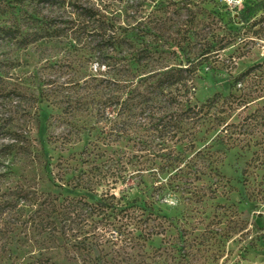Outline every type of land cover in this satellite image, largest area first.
Wrapping results in <instances>:
<instances>
[{"label":"trees","instance_id":"trees-1","mask_svg":"<svg viewBox=\"0 0 264 264\" xmlns=\"http://www.w3.org/2000/svg\"><path fill=\"white\" fill-rule=\"evenodd\" d=\"M205 1H201L202 7ZM34 2L52 15L43 14L39 24H28L24 31L16 25L0 27V40L14 41L22 47L36 42L61 43L66 50L62 61L54 64L58 65L56 76L51 79L50 73L42 75L36 97L19 93L0 75V130H4L6 140L0 144V159L17 154L30 156L28 131L14 126L13 119L7 122L15 114L10 112L11 108L25 98L55 107L64 123L71 122L77 128L76 134H96L94 141L78 154L86 167H74L76 174L70 180L72 189L90 194V201L48 192L35 195L15 186L0 204V212L17 204L28 207V217L32 223L36 221L34 226L40 229L41 239L54 250L74 249L71 259L76 260L94 250L100 251L97 246L103 243L96 236L98 225L121 234L120 226L109 219L164 217L153 210L152 201L134 198L120 204L121 196L109 193L117 183L137 176L138 181L128 188L138 186L142 173L150 171L154 181L172 173L165 185L174 183L173 190L179 184L192 186L201 177L215 178L214 184H218L222 179L221 159L216 153L220 151L212 150L211 143L222 144L225 150L246 148L249 141L261 143L263 62L234 76L226 94L214 93L203 101L195 97L201 67L237 38L234 31L222 24L220 13L213 15L205 9L197 13L193 7L195 0H158L150 11L148 0H125L122 10H130L131 23L119 20L120 14L109 11L106 0ZM262 8L263 0L247 4L236 13V18L245 25ZM153 9L158 13L155 16ZM171 13L176 14V21L169 33L166 22ZM209 15L215 17L217 24L213 32L204 30ZM81 61L89 67L85 75L63 77L62 68L78 70L77 63ZM233 115L236 121L232 120ZM118 142H124L133 153L103 159L105 151L99 144L109 146ZM198 144L200 147L196 148ZM186 153L192 154L185 158ZM10 170L13 172L14 168ZM244 173L243 169L241 175ZM184 175L193 178L182 180ZM158 182V186H151L150 196L154 191L164 193L165 186ZM97 188L101 189L99 194ZM73 224L80 226L74 238L68 234ZM52 258V254H46L42 259L49 262Z\"/></svg>","mask_w":264,"mask_h":264},{"label":"rangeland","instance_id":"rangeland-1","mask_svg":"<svg viewBox=\"0 0 264 264\" xmlns=\"http://www.w3.org/2000/svg\"><path fill=\"white\" fill-rule=\"evenodd\" d=\"M106 1L109 11L120 14L119 20L127 19L133 23L129 18L130 10L123 13L125 0ZM148 1L150 11L151 5L158 0ZM201 1L195 0L193 7L197 13L201 14L203 9L213 15L220 13L222 24L234 31L237 38L201 67L195 92L198 101L214 93L226 94L234 76L256 63L263 62L264 65V8L245 25L236 18L242 7L259 0H206L204 7ZM153 12L154 16L158 14L154 9ZM43 14L51 16L52 12L35 6L34 0H0V27L16 25L24 31L28 24H39ZM213 15L206 21L204 30L207 32L216 30ZM175 21L176 14L171 13L166 22L169 33L175 28ZM65 50L61 43L36 42L22 47L14 41L0 40V75L8 86L17 87L19 93L36 97L44 79L42 75L50 73L51 79L56 76L58 65L54 64L62 61ZM77 64L80 65L78 70L62 68L63 77L85 75L89 68L86 62ZM46 65L54 67L49 69ZM263 81L260 83L264 84ZM25 99L11 108L10 112L15 114L7 122L13 119L14 126L28 131L30 156L17 154L0 159V204L4 202V195L15 186L35 195L48 192L90 201V194L79 188L72 189L70 180L76 174L74 167H86L78 154L87 143L94 141L96 134L87 131L76 134L77 128L71 122L64 123L57 116L59 111L55 107ZM234 115L232 120L236 121ZM259 129L263 133L260 144L249 141L246 148L225 150L222 144L211 143L212 150L220 151L216 153L221 159L219 172L222 179L218 184H214L215 178L201 177L192 186L179 184V188L173 190L174 183L165 185L172 174L169 173L158 178L165 186L164 193L154 191L150 196L151 186L159 184L149 176L150 171L142 173V183L138 186L128 188L138 181L137 176L126 183H117L109 193L121 196L120 204L134 198L152 201L153 210L164 217L109 219L115 226H120L121 234L98 225L96 236L103 243L97 246L100 251L94 250L91 255L78 256L76 260L71 259L74 249L68 252L54 250L41 239L40 229L34 226L36 221L32 223L28 217V207L17 204L11 210L1 211L0 264H96L97 259V264H264V121ZM4 137V130H0V144L6 143ZM99 145L105 151L103 159L133 153L124 142ZM191 154L186 153L185 158ZM10 167L14 168L13 172ZM192 178V175L181 177L182 180ZM100 191V188L96 189L97 194ZM78 227L73 224L68 232L72 238L78 235ZM46 254L53 255L49 262L42 259Z\"/></svg>","mask_w":264,"mask_h":264}]
</instances>
